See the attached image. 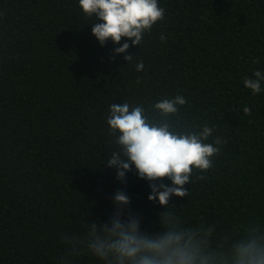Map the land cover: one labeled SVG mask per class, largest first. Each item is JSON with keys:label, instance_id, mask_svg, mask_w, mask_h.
<instances>
[{"label": "trees", "instance_id": "trees-1", "mask_svg": "<svg viewBox=\"0 0 264 264\" xmlns=\"http://www.w3.org/2000/svg\"><path fill=\"white\" fill-rule=\"evenodd\" d=\"M158 3L164 20L133 47L100 46L79 0H0V264H104L79 241L91 222L108 223L121 190L141 232L159 234L165 209L148 201V182L134 169L118 181L105 164L117 149L106 121L114 103L151 119L176 95L187 101L171 118L177 131L207 124L208 142L225 143L210 170L193 172L187 197L170 198L174 226L207 264H232L237 243L264 242V81L255 95L244 87L264 73V0Z\"/></svg>", "mask_w": 264, "mask_h": 264}, {"label": "clouds", "instance_id": "clouds-1", "mask_svg": "<svg viewBox=\"0 0 264 264\" xmlns=\"http://www.w3.org/2000/svg\"><path fill=\"white\" fill-rule=\"evenodd\" d=\"M79 7L86 18L95 17V22L99 21L92 23L91 34L100 46L108 41L117 45L122 39L130 40L133 47L139 46L145 34L164 20L165 11L158 0H79ZM165 39L162 34L161 42ZM129 47L127 42L116 47L113 58ZM133 58L124 56L127 63ZM143 68V62L136 65L138 72ZM253 75L255 78L244 80V87L255 95L262 90L264 73L257 70ZM186 103L180 95L156 102L153 105L156 114L151 119L143 106L131 107L126 102L110 105L106 122L117 149L106 166L116 168L118 181H123L125 174L134 169L137 178L149 184L148 201H156L165 210L159 221V234L143 233L139 217L127 211L128 196L123 190L118 191L113 197L114 214L108 223L91 222L86 243L79 241L104 264H207L192 235L174 226L178 217L167 211L168 202L173 196L187 197L189 191L184 186L192 183L193 172L210 170L225 141L216 137L209 143L215 126L207 124L198 132L177 131L178 121L171 118L178 117L180 106ZM243 113L250 115L251 108L244 107ZM163 180H169L171 186L162 183ZM232 264H264V242L252 238L237 243Z\"/></svg>", "mask_w": 264, "mask_h": 264}]
</instances>
